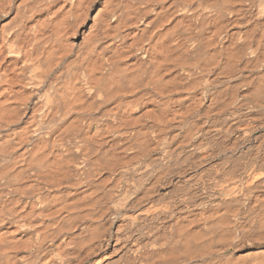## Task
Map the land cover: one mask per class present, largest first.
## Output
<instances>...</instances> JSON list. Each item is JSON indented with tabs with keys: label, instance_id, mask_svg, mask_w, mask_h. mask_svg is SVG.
Here are the masks:
<instances>
[{
	"label": "bare ground",
	"instance_id": "obj_1",
	"mask_svg": "<svg viewBox=\"0 0 264 264\" xmlns=\"http://www.w3.org/2000/svg\"><path fill=\"white\" fill-rule=\"evenodd\" d=\"M0 264H264V0H0Z\"/></svg>",
	"mask_w": 264,
	"mask_h": 264
}]
</instances>
